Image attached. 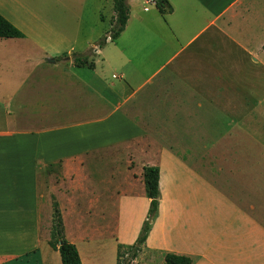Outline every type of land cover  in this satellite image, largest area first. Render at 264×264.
Here are the masks:
<instances>
[{"label":"crops","instance_id":"0c3cea01","mask_svg":"<svg viewBox=\"0 0 264 264\" xmlns=\"http://www.w3.org/2000/svg\"><path fill=\"white\" fill-rule=\"evenodd\" d=\"M89 1L114 8L0 0L25 33L0 42V263L63 264L55 198L83 264H118L148 216L144 168L158 166V215L130 264H264V108L243 85L264 71V0H168L165 13L129 0L119 37H86L93 66L73 57L90 48Z\"/></svg>","mask_w":264,"mask_h":264},{"label":"trees","instance_id":"16d2710c","mask_svg":"<svg viewBox=\"0 0 264 264\" xmlns=\"http://www.w3.org/2000/svg\"><path fill=\"white\" fill-rule=\"evenodd\" d=\"M157 6L162 13L171 10L168 0H156ZM114 10L116 13L114 26L108 35L100 40L96 45L104 46L109 38L115 40L123 32L126 27L130 14L129 0H114ZM25 33L14 23L0 13V38H23ZM96 47V46H95ZM264 49V46H263ZM95 48L92 47L87 54H75L74 60L78 64H89ZM146 193L150 198V208L147 219L145 220L141 233L137 241L133 245L124 246V252L121 250L123 245H119L118 264H130L131 260L136 258L141 250V246L145 242L152 224L158 215L160 203V168L158 166H146L144 168ZM50 244L53 248L59 249L63 264H83L77 246L67 240L65 237V225L59 203L54 198L53 202V227ZM123 254H129L130 260L123 261ZM4 264V263H0ZM165 264H193V259L187 255L176 253L165 254Z\"/></svg>","mask_w":264,"mask_h":264},{"label":"rangeland","instance_id":"374dc122","mask_svg":"<svg viewBox=\"0 0 264 264\" xmlns=\"http://www.w3.org/2000/svg\"><path fill=\"white\" fill-rule=\"evenodd\" d=\"M137 3H138L137 1H134V2L132 1V4H137ZM148 6H152V5H148ZM102 15H103V18H102ZM115 16H116V13H115L114 8H112V1L111 2H106V1L90 2L89 1L85 8V16L82 21L83 22V34H81V39L83 41V44L88 46L87 48L90 47V45H87L85 43V39L87 36H91L92 38H94L93 42H95L96 44L100 40H103L108 35V33L112 31V28L114 26ZM3 41H16V40L0 38V42H3ZM106 44H108V42ZM91 48L92 47H90L89 50ZM94 53L92 56L97 59L98 56H95ZM262 72H261V77H259L258 75H254V76L251 75L252 77L251 79H249L250 77L248 75L245 77L247 78L246 79L247 82L243 83V85L246 86L245 88L246 89V94H245L246 95L245 97L246 105L257 104L258 101H262L263 102L262 107L264 108V71ZM174 148L178 150L179 152L187 153V155L195 153V151L191 147H188V146H174ZM200 148L201 149H199L198 153L204 154L205 147H200ZM230 148H234V147H230ZM246 148L248 150L246 152H250V153L253 152L252 147H246ZM202 160L203 161L201 162V165L204 168L205 162H204V159ZM122 259L123 261H125L126 259L130 260V255L123 254ZM143 260L145 259L139 258V264H155V263H152L151 261L144 263Z\"/></svg>","mask_w":264,"mask_h":264},{"label":"built area","instance_id":"2783aa9c","mask_svg":"<svg viewBox=\"0 0 264 264\" xmlns=\"http://www.w3.org/2000/svg\"><path fill=\"white\" fill-rule=\"evenodd\" d=\"M108 41H111V38H109V40Z\"/></svg>","mask_w":264,"mask_h":264},{"label":"water","instance_id":"95a60500","mask_svg":"<svg viewBox=\"0 0 264 264\" xmlns=\"http://www.w3.org/2000/svg\"><path fill=\"white\" fill-rule=\"evenodd\" d=\"M94 48H96V47H94ZM88 52H89V51H88ZM88 52H87V53H88Z\"/></svg>","mask_w":264,"mask_h":264}]
</instances>
